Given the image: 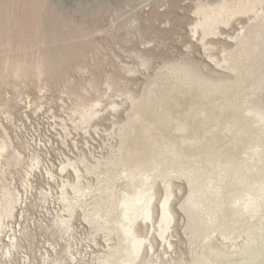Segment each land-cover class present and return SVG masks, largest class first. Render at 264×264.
Masks as SVG:
<instances>
[{
    "label": "rangeland",
    "instance_id": "374dc122",
    "mask_svg": "<svg viewBox=\"0 0 264 264\" xmlns=\"http://www.w3.org/2000/svg\"><path fill=\"white\" fill-rule=\"evenodd\" d=\"M223 1L228 5L246 0H34L33 3L32 0H0V16L5 17L0 26V147H3L0 150V202L14 200L10 215L0 209V264H107L104 259L113 252L116 238L109 235L108 240L102 228L95 229L83 218L85 210L91 211L98 193L94 190L97 181L95 159L103 160L112 146L117 149L122 143H128L127 137L126 144L124 138L119 141L122 136L119 132H125L126 124L131 126L137 115L144 112L147 116L142 115L145 117L142 121L148 117L151 121L157 120L155 110H158L159 100L164 98H172L173 102L175 96L182 97L177 102L183 104L181 110L185 115H182L190 131L197 125L209 126L202 119L204 110L205 114L215 110L217 117L214 119H219L221 133L244 129L240 142L235 141L237 153L252 140L251 135H257L254 144H259L261 153L256 156L259 161L253 177L257 185L264 181L263 134L258 131L256 134L244 121L238 124V119H233L236 122L228 119L230 113L237 116L234 107L239 100L236 97L247 94L264 106V21H259V25L251 23L255 15L264 17V0L256 14L234 15L228 23L218 24L215 34L204 36L200 29L192 30L198 6L214 7ZM51 10L64 20L59 29L49 26L43 17ZM65 33H72L81 43L69 48L70 43L59 37L66 36ZM244 39L247 44L241 43ZM244 46L251 51L252 58L246 61L251 64L249 69L257 68L259 73L257 81L247 77V81L236 83V79L247 76L244 67L247 64L243 72L235 71L239 61L237 58L235 62L231 60L229 53ZM51 48L59 49L63 60L45 63L43 53ZM15 62L21 66L20 71L10 70ZM41 66L43 71L36 73ZM183 71H197L201 81L210 82L206 84L209 90L216 85L223 89L204 93L199 89V80L186 76ZM144 94L147 95L143 97ZM198 95H205L204 99L207 96L206 100L200 103ZM185 96H194L197 100L193 103ZM128 97L134 98L129 100ZM145 97L146 101H142ZM227 97L235 99L231 102L234 107L222 101ZM96 99L99 101L94 107L96 114L81 124L80 112L95 104ZM172 102L173 105L175 102ZM220 102L229 107L226 112L213 110V103ZM172 105L165 110L171 111ZM225 118L228 121H221ZM227 145L224 147H232ZM225 149L231 154L236 152L234 148L233 151ZM67 158L78 168L79 179L71 165L64 171L60 169V163H66ZM166 163L162 162L161 166L168 167L170 174L165 175L173 183V195L169 200L171 222L162 240L157 222L161 217L164 190L158 180L151 219L139 221V234L144 235L145 240L134 263L204 264V259L208 258L209 263L205 264H264V201H259L260 205L251 213L252 218L246 214L242 222L227 227L223 222L220 225L214 214L215 224H207L208 228L205 223L209 214L203 207L207 203L202 205L197 201V207L188 214L187 208L182 207L191 189L189 176L187 178L184 172L191 169L187 167L186 170V165L181 166L182 169L174 166L173 160ZM195 172L200 176V180H194L195 186L200 185L198 189L204 194L208 176L213 173L210 170L202 174ZM65 181L71 185L65 187L67 195L61 191ZM76 182L83 188L78 202L72 188ZM119 188L109 189L103 201L110 205L115 202L124 190L121 188L116 193ZM221 201L224 206V200ZM69 204L73 205L72 210ZM109 206L103 205V211L110 210ZM209 212L213 213V209ZM246 246L249 251H244ZM210 250L220 253L214 255Z\"/></svg>",
    "mask_w": 264,
    "mask_h": 264
},
{
    "label": "bare ground",
    "instance_id": "6f19581e",
    "mask_svg": "<svg viewBox=\"0 0 264 264\" xmlns=\"http://www.w3.org/2000/svg\"><path fill=\"white\" fill-rule=\"evenodd\" d=\"M33 2H34V0H32L31 3H33ZM231 2H233V0H231ZM262 2H263V0H246L244 2L243 1H236L234 3L226 5L223 1V2H220V4L217 3V5H215L214 7L198 6L196 9L197 18L195 19L196 22L193 24L192 30L200 29L203 32L204 36L211 34V33L215 34V32H217L218 28H219L218 24L228 23L230 18L234 15H237V14H247V13L256 14L259 5ZM36 14H39V13H36ZM42 14H43V10H42ZM258 15L254 16V18H253L254 21L251 22V23H253L252 25H256V24L259 25V23H258L259 21L260 22L264 21V17H257ZM12 17H13V15H12ZM43 17H46L45 20L46 19L48 20L49 26H52L55 29H59V27H62V25L64 23L63 18L62 19L59 18L57 16V14H55V12L53 13V10L48 11V13L46 11V15H44ZM3 18H5V17L0 16V26H1V19H3ZM249 27H250V25H249ZM0 35H1V31H0ZM77 35H76V37H77ZM42 36L44 37V35H42ZM59 37H62L63 39H65L66 43H68V44L70 43V46H68L69 48L70 47L74 48L75 46H77V44L81 43L80 40L78 39L79 40L78 41L75 38V36H73L72 33L66 34V36H59ZM0 39H1V37H0ZM245 41H246V39H244V41L241 40V43L242 42L246 43ZM55 49H52V48L47 49L45 51V53H43L45 63L50 64V62L55 63V62H60L61 60H63V59H61L63 53L58 52L59 49L58 50H55ZM263 53H264V50H263ZM68 54H70V53H67V55ZM226 55H228V54H226ZM226 55H225V57L224 56L223 57H224V60L225 59L227 60V61L225 60L226 63H228L229 58L226 57ZM230 55H232V56H230ZM229 56H230L231 60H234L235 58L238 59L237 60V61H239L238 65L236 64L237 69L234 68V70L235 71L238 70V72H240V73L243 72L242 69H243V66L247 64V62H246V61H248L247 59L252 58V57H250L251 51H249V48H247V46L238 47L236 50H233L232 54L229 53ZM255 59H257V58H255ZM235 60H234V62H235ZM15 63H16V65L14 67L12 66V69H10V70L14 71V72L20 71L21 66L18 65V62H15ZM65 63H63V64L65 65ZM250 66H251V64H249V63L247 64V66H244L246 69L245 73L247 76H241L243 78L240 77L238 79L235 78L237 80V81L235 80L236 83H241L242 81L243 82L247 81V77L250 79V81H257L259 70H257V68L256 69L251 68V70H250L249 69ZM54 68H55V66H54ZM175 69H173V70H175ZM37 71L38 72H36V73L43 71V67L42 66L39 67ZM235 71H234V73H235ZM58 72H59V70H58ZM24 73H25V71H24ZM184 73L186 76L188 74L189 77L191 75L192 77L197 78L199 80V83H200V84H198L200 87L199 89H201V91L204 93L209 92V91H211V92L215 91L216 92L218 90L223 89V88L221 89L220 86L216 85L215 87H212L209 90L206 84L210 83V82L208 80L207 81H201L200 76H199L197 71H194V72H189V71L184 72L183 71V74ZM51 76L53 78V75H51ZM183 77L186 78L184 75H183ZM189 77H187V79ZM184 78H182V79L184 80ZM162 88H163V86H162ZM167 90L168 89H166L165 91H167ZM165 91H164V93H165ZM169 92H170V89L168 90L167 93H169ZM182 92H183V90H182ZM127 93H129V92H127ZM167 93H165V94L167 95ZM131 94H129V95H131ZM158 94L162 96V94H160V93H158ZM145 95H147V94H144L143 97ZM206 95H208V94H206ZM209 95H210V93H209ZM167 96H169V95H167ZM190 96H191V94H190ZM198 96H200V95H198ZM203 96H205V95H202V97L200 96L201 98L198 99V101H200V103H202L201 102L202 100H204V101L206 100L207 96L205 97V99ZM129 97H128V99H129ZM131 97H132V95H131ZM155 97H157V96H155ZM164 97H165V95H164ZM133 98H130V99L133 100ZM158 98L160 99V97H158ZM181 98L180 97L176 98V96H175V101H173V102L170 100L172 98H170V99L164 98V99L159 100L160 101L159 105L158 106L156 105L158 107V110H157L158 112L155 110V113H157L158 115H156L153 112L155 114V117L157 116V120L155 119L154 121H151L149 119V117H148V119L147 118L146 119L150 120V121H147V120L142 121L143 118H145V117L142 118V115L144 114L143 111L145 109L143 108V111L141 109V111L143 112L142 115H137L134 118L133 124H132V122H130L133 126L132 125L130 126V124H126L127 126L125 129V132H122V131L119 132L122 135L120 137L121 139L119 141L123 140L122 138H124V140H123L124 143L127 142V140H128L127 144H129V145H127L126 143H125L126 145H124L122 142H120L122 144L117 149H115L114 146H112V147L110 146L111 147L110 153L107 157H104L103 160L95 159L96 165L94 167L96 169V178H97L96 180L97 181H96V186H95L94 190H97L98 193H97V196L94 198L93 206L90 209L91 211H89V210H85V212L83 211L84 212L83 218H85L87 220V222L92 224L93 227H95V229L102 228V230L106 232L107 237L109 235H113L116 238L117 244L113 248V252L111 253V255L107 256L104 259V261L107 264H135L134 261L136 260V258L140 254V252L142 250L143 241L145 240L144 235L141 236V234H139V229H138L139 221H140V219H142V220L151 219L153 206H154L153 201L155 200V198H157L156 195H157L158 180H160L162 182V186H163V190H164V197H163L161 204H160L161 217L157 222V228H158V235L161 237L162 240L165 239L164 235L168 229V225L171 222V218H172V214H171V210H170V206H169V200H170L171 196L173 195V191H172L173 183H172V180L170 179V177L165 175V174L169 175L170 172H168V170H167L168 167L165 164L164 165L166 166V168L161 166L162 162L166 163V161L171 162V160H173L174 166L184 167V165H186V170H187V167L191 169L190 171L188 170L189 172L183 171L185 173L184 175L186 177H187V175L189 176V179H190L189 185L191 186V189H189L190 190L189 195L186 198L185 203L182 204V207L185 209L187 208V214H188L189 211L193 212V210L195 209V207H197L198 204L204 203L206 205V203H207L208 204L207 206H203L204 209H207L206 213L209 214L208 218H207V222L205 223L206 225L208 224L210 226L211 225L213 226L215 224V219L213 218L214 214L220 220V225H221V222H223V224H226L227 227L228 226L230 227V225H232L234 222H240V221L242 222L243 219L246 217V214H248L249 217L252 218L251 213L260 205V204H258L259 201L260 200L264 201V181H262V183L260 185L259 184L257 185L258 182L253 177V171L257 169V164L259 161L258 160L259 158H256V156L257 155L260 156V153H261V150H258L259 144L258 145L254 144L255 143L254 139L257 138V135L255 136L253 134L254 137L251 135L252 140H250L249 143L246 142L247 145L245 144L242 151L238 150L239 153H237V150L235 148L237 147L238 144L235 145V143L240 138L242 139V137H241L242 132L241 131L243 130V132H244V129L241 130V129L234 128L237 126L236 125L233 127L236 130H233L232 132H228V130L231 129V127H230L231 125L230 126L228 125L230 127V128L228 127L229 129H227L228 133H225L224 131H223V133H221L222 130L220 129V126H219L220 125L219 119L218 118H217L218 120L214 119L217 117L215 114L216 112H214L215 111L214 109H217L216 111H219V110L222 111V109H224V110L228 109L229 107L225 106L224 104L226 102H228V105L233 106L231 104V102L234 103L235 99L232 100L229 97H227L226 99L221 98V100L222 99L226 100V101L222 100L225 103L222 104L220 102L216 105L213 103V110L214 111L211 110L212 111L211 112V111L206 110V111H208L206 114L204 113L205 110L203 109L204 111H202V113H201V114H203L202 119H203V121H206V123L208 122V124H206V125H209V126L202 128V125L201 126L197 125L195 127V125H196V123H195V125H193L195 127V129L190 131L189 127H187V123H186L187 120H186V118L184 119V116H183V115H185V113L183 114L182 110H181V108H183V106H182L183 104L181 105L179 103L181 101L180 100ZM184 98H186V99L189 98L190 100L193 101V103H194V101L197 100V99H195L194 96L193 97H186L185 96ZM193 99H195V100H193ZM236 99L239 100V101L237 100L239 103L237 104V102H236L237 105L234 104L235 107L234 106L233 107L235 108V110L237 112V116L236 117L231 116V113H230V116L228 117V119L229 118L230 119L232 118V120L238 119V124H239V122L244 121L246 124L247 123L249 124V127L251 128V130L253 129V131H255L256 134L258 131V134L262 133L263 137H264V106L262 104H260L259 102H257L256 100H253L252 97H249L247 94L245 96H242V97L241 96H239L238 98L236 97ZM177 100H179V102H177ZM142 101H146V97L142 98ZM170 101L172 103L175 102L173 104L174 106L171 104ZM208 101H210V100H208ZM95 102L96 103L93 104L90 108L84 109L82 112H80L81 124L86 123L88 117L90 118L91 116L96 114V109L94 107L96 106L97 103H99L98 99H96ZM138 102H140V101H138ZM190 103H192V102H190ZM195 104H198V103L195 102ZM207 104H208V102H207ZM163 105H164V107H163ZM171 105H172V110L169 111L166 109L168 111L167 112L165 110V107L171 106ZM156 106H154V107H156ZM195 107L197 108V106H195ZM190 108H191V106H190ZM206 108H207V106H206ZM133 109H135V108H133ZM189 109H188V111H190ZM230 109H231V112L234 111L232 108H230ZM230 109H229V112H230ZM225 112H226V110H225ZM229 112L227 115H229ZM128 113H130V112H128ZM128 113H127V115H128ZM196 113H197V111H196ZM222 114H224V113H222ZM187 115H188V113H187ZM192 115H194V114H192ZM220 115H221V113H220ZM143 116H147V114H145ZM148 116H150V115H148ZM133 117H134V115L132 116V118ZM152 117H154V116H152ZM141 118H142V120H141ZM195 119H197V116ZM225 119H221V121H223V120L228 121L227 119L226 120ZM184 120H186V121H184ZM203 121L201 120L199 122L203 124ZM196 122H197V120H196ZM211 122H212V124H211ZM234 122H236V121H234ZM241 123H243V122H241ZM226 127H227V125H226ZM237 128H239V126ZM245 129H246V127H245ZM121 130H122V128H121ZM224 130H226V129H224ZM253 131H252V133H253ZM129 134L131 136H128ZM244 134L247 136V133H243V135ZM126 137H127V140H126ZM240 140H239V142H240ZM225 144L231 145L232 147H224ZM225 148H228V149L231 148L232 151L235 149L236 152L234 151L231 154V152L225 151L226 150ZM1 149H3V147H0V150ZM238 149H240V148H238ZM114 152H117V153L114 154ZM202 163H205V165H202ZM36 164H38V162H36ZM168 164H169V162H168ZM70 165L72 166V169L76 175V178L79 179V177H80L79 170L76 166H74L73 162H71L70 159L67 158L66 163L61 162L60 163V169L64 171L65 167L70 166ZM182 167H181V169H182ZM170 168H171V166H170ZM195 170H197L200 174H202L203 172H206V171L209 172V170H210V172L213 173L211 176L210 175L208 176V181L205 184V189H203L204 194H202L203 192L201 193V190L198 189V187L200 185L198 187L195 186L196 184H195L194 180L200 178L199 174H198L199 177L196 176L197 174L195 175V173H196ZM176 171H178V170H176ZM173 172L175 173V171H173ZM48 173H50V172L48 171ZM179 173H180V171H179ZM177 174H178V172H177ZM51 176H52V174H51ZM186 177H184V178H186ZM203 177H204V174H203ZM199 180H197V181H199ZM187 181H188V179H187ZM199 184H201V183H199ZM67 185L71 186L68 181L62 182L61 191L64 194H66L65 187ZM117 186H120V188L118 190H116V193H118L119 190H121V188L124 189V190H122L123 192H122L121 196L119 198H117L115 202H112L111 205H110V202H108V201L105 202V200L103 201L102 198L105 196V193H107L109 189L116 188ZM72 188H73L74 194L77 193V196H75L74 199L76 202H78L79 199L81 198V196L83 195V193L81 192V191H83L82 190L83 188L81 187V185H79L78 182H76V184ZM204 195H206V197H204ZM231 196H233L234 198H232ZM219 198H220V201H219ZM229 199H233V200L231 202L230 201L228 202ZM66 200H67V198H66ZM221 200H224V202H225L224 206L222 205ZM68 201H71L70 197H68ZM197 201H199L198 204H197ZM4 202H3L4 204H1V202H0V209H1V211L6 212L7 214L10 215L12 210H13L14 200L8 199V200H5ZM69 205L71 206V210H72L73 205L72 204H69ZM103 205H104V207L105 206L108 207L110 205L109 207L111 209L110 210L107 209V210L103 211V209H102ZM79 206H81V205H79ZM212 209H213V213L209 212ZM71 213H73V211ZM71 216H72V214H71ZM208 225H207V227L209 228L210 226H208ZM246 225H248V223ZM151 228L154 230V227H151ZM247 229H248V227H247ZM108 240H110L109 237H108ZM249 244H250V242H249ZM254 248H257V247H254ZM248 249L249 248L247 247L246 249H244V251H249ZM259 252H261V251H259ZM209 253H212V254L214 253V255H218L220 252H214L213 250H210ZM261 256H262V254H261ZM208 257H210V256H208ZM212 258H213V256H212ZM246 259L248 261V256ZM201 260H203V259H201ZM204 260L206 262L209 261L208 258L204 259ZM205 261H203V262H205ZM201 264H203V263H201Z\"/></svg>",
    "mask_w": 264,
    "mask_h": 264
}]
</instances>
